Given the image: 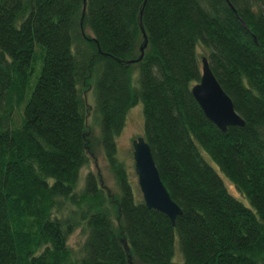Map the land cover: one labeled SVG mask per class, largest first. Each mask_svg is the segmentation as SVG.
Instances as JSON below:
<instances>
[{"label":"trees","instance_id":"16d2710c","mask_svg":"<svg viewBox=\"0 0 264 264\" xmlns=\"http://www.w3.org/2000/svg\"><path fill=\"white\" fill-rule=\"evenodd\" d=\"M143 2L0 0V264H264V0ZM201 58L243 126L204 117ZM137 104L173 226L117 152ZM90 111L117 198L81 175Z\"/></svg>","mask_w":264,"mask_h":264},{"label":"water","instance_id":"95a60500","mask_svg":"<svg viewBox=\"0 0 264 264\" xmlns=\"http://www.w3.org/2000/svg\"><path fill=\"white\" fill-rule=\"evenodd\" d=\"M141 35L143 44L138 49L139 56L136 60L130 61L131 64L141 60L146 47V37L142 30ZM200 65L199 81L191 88L190 92L204 117L221 132H224L228 127L243 126V121L234 112L230 99L215 80L205 58L200 59ZM131 149L133 173L142 203L146 209L157 211L166 216L173 226L176 216L180 214V209L170 200L162 185L148 145L142 137H137L131 141Z\"/></svg>","mask_w":264,"mask_h":264},{"label":"rangeland","instance_id":"374dc122","mask_svg":"<svg viewBox=\"0 0 264 264\" xmlns=\"http://www.w3.org/2000/svg\"><path fill=\"white\" fill-rule=\"evenodd\" d=\"M85 97L87 104L90 105L89 94L87 93ZM86 127L88 132V144L90 146V155L87 166L81 170V175H84L87 172H92L94 175L97 176V178L101 182L103 189H106V192H108V194L111 195V197L117 198L118 188L114 179L107 170V166L104 161L102 151L98 142L99 140L98 128L94 124V120L92 119L91 116V111L86 117ZM141 129H142L141 105L137 104L136 106L130 108L127 111L123 129L116 139V145H117V152L119 158L124 163V166L129 173L130 181L133 183L134 187L136 188V196L138 198H140L141 196L136 185L135 175L133 173L131 141L141 136ZM223 181L227 190H229V192L234 196H237L233 188L230 186L229 182L224 178ZM238 199L244 204H246L245 200H242L241 198ZM81 239L82 237L80 236L79 232L76 231L70 237L69 240L70 246H74L75 243L80 242Z\"/></svg>","mask_w":264,"mask_h":264}]
</instances>
